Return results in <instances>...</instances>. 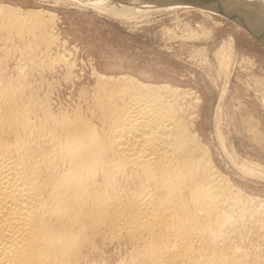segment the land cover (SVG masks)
<instances>
[{
  "label": "bare ground",
  "instance_id": "obj_1",
  "mask_svg": "<svg viewBox=\"0 0 264 264\" xmlns=\"http://www.w3.org/2000/svg\"><path fill=\"white\" fill-rule=\"evenodd\" d=\"M116 1L127 13L182 2ZM187 1L221 7L264 45V0ZM50 22L0 0V55L28 59L53 43ZM2 63L0 264H89L98 238L126 240L123 264H264V209L241 202L214 165L194 91L97 76L85 108L56 112L27 72L8 77Z\"/></svg>",
  "mask_w": 264,
  "mask_h": 264
},
{
  "label": "rangeland",
  "instance_id": "obj_2",
  "mask_svg": "<svg viewBox=\"0 0 264 264\" xmlns=\"http://www.w3.org/2000/svg\"><path fill=\"white\" fill-rule=\"evenodd\" d=\"M2 1L46 13L54 37L28 59L3 46L8 77L27 72L56 112L85 108L99 76L130 75L194 91L201 101L194 129L214 165L241 202L264 209V45L256 33L207 1L181 0L169 9L160 2L146 12L137 4L128 13L116 0ZM95 249L89 264H123L132 251L123 238H98Z\"/></svg>",
  "mask_w": 264,
  "mask_h": 264
}]
</instances>
